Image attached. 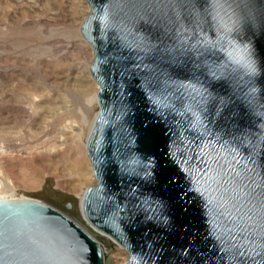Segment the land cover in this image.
<instances>
[{
	"label": "water",
	"instance_id": "water-1",
	"mask_svg": "<svg viewBox=\"0 0 264 264\" xmlns=\"http://www.w3.org/2000/svg\"><path fill=\"white\" fill-rule=\"evenodd\" d=\"M85 1L99 85L85 221L126 264H264V0ZM237 184L233 224L217 205ZM0 264L107 263L63 211L4 199Z\"/></svg>",
	"mask_w": 264,
	"mask_h": 264
},
{
	"label": "bare ground",
	"instance_id": "bare-ground-1",
	"mask_svg": "<svg viewBox=\"0 0 264 264\" xmlns=\"http://www.w3.org/2000/svg\"><path fill=\"white\" fill-rule=\"evenodd\" d=\"M32 1L27 0L26 3H31ZM71 2L74 3V0H64V5L72 7L74 4ZM23 6L26 5H21L20 7ZM89 6L85 4L84 7L80 9L74 7V14L70 17H64L59 13L51 12L44 7L41 8L42 12L38 14L39 16L36 19V23L39 24L42 33L66 29L62 27H68L75 32L76 36L73 37L72 41L69 42L64 49L60 48L61 45L56 46V49H58L57 55H49L51 58H47L46 56V58L43 56L42 58L40 56L38 59L44 65H48L44 74L46 88L41 94V101H39L40 98H34L15 105L10 97L14 93L11 90L6 91L2 95L3 97H0L2 100L0 101V110L3 108L7 111L8 119L10 121L22 120L29 126L28 129L26 128L27 130L24 134L21 131L17 132L19 135H24L26 139L24 136L11 134L13 137L16 136L20 143H17L16 140L14 143L10 142L0 147V159L2 160H0V162H2L0 163V200L31 199L19 194L18 191L41 188L42 184L49 177L53 178L54 185L57 188H65V184L69 185V182L64 181L70 178H64L63 174L60 173V169L61 166L66 168L65 164L69 163L74 170L72 173H69V176L71 179L75 178L77 180L73 190L76 192L77 189L80 190L77 192L80 201L79 209L83 212V201L86 190L89 187L84 186L87 183L88 176H85L83 173L87 165L86 163L90 161L87 152L88 139L99 110L95 113L92 121H90V119L87 121V118L84 116L81 123H65V112L60 111L62 105L56 102L49 103V99L53 101L61 100L59 94L54 93L57 88H61L62 86L66 87L76 80H87V78L91 76V72L87 74V68H89L93 61V51H90L89 41L84 38L81 32L82 23L91 10ZM15 17L16 14L12 16L13 19ZM46 42L50 46H55L57 42L61 43L57 38L56 40L49 38ZM77 47L83 50V57L86 59L85 62L87 61L86 64H88L84 72L88 77L84 79L80 75V73H83L82 71L77 75L74 74L70 66L65 69L66 63L64 60L69 58V54H72ZM86 89L91 95H89L88 98L89 103L98 108V83L94 81L90 85H87ZM14 129L16 128L12 130ZM17 135L19 137H17ZM41 148H45L47 155L50 157L45 158L46 156L44 157L42 155L44 158L37 157L36 160L33 159L35 156L33 153L39 150L41 151ZM21 151H25L29 154V161L23 159L24 156L22 157L21 154H19ZM89 175H94V171ZM114 246L115 249H117V252L112 255L115 264H126L128 258L126 255H123V253L127 254L125 249L117 242L114 243Z\"/></svg>",
	"mask_w": 264,
	"mask_h": 264
},
{
	"label": "rangeland",
	"instance_id": "rangeland-1",
	"mask_svg": "<svg viewBox=\"0 0 264 264\" xmlns=\"http://www.w3.org/2000/svg\"><path fill=\"white\" fill-rule=\"evenodd\" d=\"M18 1L23 2L19 3ZM26 2L27 0H0V97H3L2 95L8 90L13 91L14 93L10 97L15 105H18L23 101L27 102L34 98H40L39 101H41V94L46 88L44 74L48 65H44L38 59L40 56H46L48 58L49 55H57L58 49H56V46L61 45L60 48L64 49L68 43L72 41L73 37L76 36L75 32L68 27H62L66 29H58L57 31L53 30L42 33L39 24L36 23V19L39 16L38 14L42 12L41 8L44 7L45 9L59 13L64 17H70L74 14V7L80 9L83 8L85 4L89 6L85 0H74V3L71 2L74 4L72 7L65 6L64 0H33L31 3ZM21 5L26 6L20 7ZM14 14H16V17L13 19L12 16ZM49 38L55 40L57 38L61 43L57 42L55 43V46H50L46 42ZM88 43L90 51H93L94 58L93 46L90 42ZM82 51L83 50L80 47H77L72 54H69V58L64 60V62L66 63L65 69L70 66L74 74L78 75L82 71L83 73H80V75L84 79L85 77H88L84 73L88 64H86L87 61L85 62L86 59L83 57ZM49 58H51V56ZM90 72L89 66V68H87V74ZM94 81L95 80L91 75L87 80H76L66 87L62 86L61 88L56 89L58 91H54V93L59 94L61 100L53 101L49 99V103L56 102L57 104L62 105L60 111L65 112V123H81L84 116L87 118V121H89V119L92 121L95 113L99 110V106L97 108L95 105L89 103L88 98L90 93L87 91L86 86ZM0 101L2 100L0 99ZM13 128L16 129L12 130ZM26 128H29L26 122L22 120L10 121L7 118V111L1 108L0 147L5 146V144L10 142L14 143L17 138L14 136L15 139L11 134L19 135V133H17L18 131H21L24 134L27 130ZM18 135L17 137L24 136ZM16 142L20 143L19 140ZM45 150V148H41L42 152L36 150L37 152L33 153L36 158L33 157V159L36 160L37 157H42V155L44 157L46 156L45 158H49L50 156L47 155ZM19 154H21L22 157L24 156V160H30V158H28L29 154L25 151H21ZM86 164V168L83 171L85 176H88L87 183L84 185L85 187L96 183L95 176L89 175L91 172L93 173L90 161ZM65 167L66 168L61 166L60 169V173L63 174L64 178H70L69 180L64 181L69 182V185L65 184V188H57L54 185L53 178L49 177L42 184L41 188L19 190L18 193L27 198L45 202L56 207L72 217L83 227L93 232L97 236V239L104 244L106 263L115 264L112 255L117 252V249H115L114 245L104 243L100 238V234L83 218L82 212L79 209L80 201L77 193L80 190L77 189V192L73 190L77 180L75 178L71 179L69 176V173H72L74 170L69 163L65 164ZM123 255H126L128 258V254L123 253Z\"/></svg>",
	"mask_w": 264,
	"mask_h": 264
},
{
	"label": "snow or ice",
	"instance_id": "snow-or-ice-1",
	"mask_svg": "<svg viewBox=\"0 0 264 264\" xmlns=\"http://www.w3.org/2000/svg\"><path fill=\"white\" fill-rule=\"evenodd\" d=\"M220 6V5H218ZM173 7H180L183 8L185 7L183 0H177V2L173 5ZM197 45H209L210 47L214 48L216 45L214 42L209 41L207 39H197L196 40V44L195 45H191V47L193 49H195L196 51H199V49L196 47ZM143 45H137V47H142ZM208 50V49H206ZM202 54V53H201ZM213 76H215V73H212ZM169 182H171L172 177H169ZM220 188L222 189L221 191V200L223 201L222 203H219L217 205L218 209H225L224 211H219V217L220 218H224L226 221H230L233 224L235 223V221H233L232 218V214L231 212H229L226 208V205L229 204L230 201H238V197L241 195V193L243 192V189L241 188V186L239 184H237L234 188H229L226 187L224 185H221ZM262 197L261 202H260V216L261 219L264 220V192L258 194ZM253 199H255V197H253ZM209 203H212V201H209ZM232 208H237V203H232L231 205ZM249 219H252V217H248ZM262 227H264V225H262ZM225 231H227L229 233V235H231V230L228 228H225ZM241 231H243V229H241ZM234 239V237H232Z\"/></svg>",
	"mask_w": 264,
	"mask_h": 264
}]
</instances>
